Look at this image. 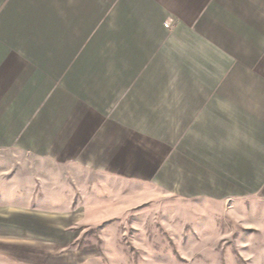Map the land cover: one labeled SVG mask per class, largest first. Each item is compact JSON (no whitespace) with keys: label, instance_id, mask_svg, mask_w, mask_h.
I'll return each instance as SVG.
<instances>
[{"label":"crops","instance_id":"crops-1","mask_svg":"<svg viewBox=\"0 0 264 264\" xmlns=\"http://www.w3.org/2000/svg\"><path fill=\"white\" fill-rule=\"evenodd\" d=\"M0 195L2 243L263 201L264 0H0Z\"/></svg>","mask_w":264,"mask_h":264},{"label":"rangeland","instance_id":"rangeland-1","mask_svg":"<svg viewBox=\"0 0 264 264\" xmlns=\"http://www.w3.org/2000/svg\"><path fill=\"white\" fill-rule=\"evenodd\" d=\"M167 201L91 227L74 225L81 211L60 218L42 213L39 225L11 226V232L6 226L12 234L8 243L0 242V264H264L260 197L226 202L220 211Z\"/></svg>","mask_w":264,"mask_h":264},{"label":"built area","instance_id":"built-area-1","mask_svg":"<svg viewBox=\"0 0 264 264\" xmlns=\"http://www.w3.org/2000/svg\"><path fill=\"white\" fill-rule=\"evenodd\" d=\"M164 25H165L166 27H168V26H169L168 22H166Z\"/></svg>","mask_w":264,"mask_h":264}]
</instances>
